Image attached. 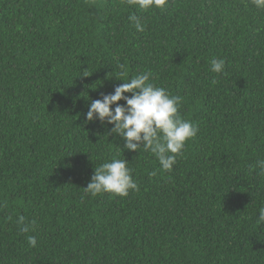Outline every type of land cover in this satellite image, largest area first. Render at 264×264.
Segmentation results:
<instances>
[{"label":"trees","instance_id":"16d2710c","mask_svg":"<svg viewBox=\"0 0 264 264\" xmlns=\"http://www.w3.org/2000/svg\"><path fill=\"white\" fill-rule=\"evenodd\" d=\"M148 71L199 127L170 172L85 121L91 100ZM114 158L138 190L86 194ZM259 161L264 10L251 0H0V264H264Z\"/></svg>","mask_w":264,"mask_h":264},{"label":"clouds","instance_id":"9594fccd","mask_svg":"<svg viewBox=\"0 0 264 264\" xmlns=\"http://www.w3.org/2000/svg\"><path fill=\"white\" fill-rule=\"evenodd\" d=\"M124 2L130 8L150 11L162 10L168 0ZM251 4L257 10H264V0H251ZM128 20L137 32H144L145 25L137 15H129ZM224 67L223 59L213 58L210 61V70L216 74H223ZM150 76L151 72L148 71L135 75L127 82L118 79L123 83L115 86L112 93H100V98L90 101L85 121L98 120L102 126L112 125L108 134L122 138L124 149L136 152L142 148L149 151L157 158L161 169L170 172L177 157L183 155L186 141L196 137L199 127L180 115L179 107L183 97L172 95L168 89L150 82ZM258 163L261 173H264V161ZM130 190L137 191L138 185L133 179L132 169L128 167V160L115 158L96 167L84 187L85 193L92 197L101 193L125 197ZM17 223L21 225L20 230L24 233L34 232L37 227L35 220L25 223L23 216L18 218ZM258 223L264 224V208L259 210ZM27 242L30 247L37 246L34 235H28Z\"/></svg>","mask_w":264,"mask_h":264}]
</instances>
